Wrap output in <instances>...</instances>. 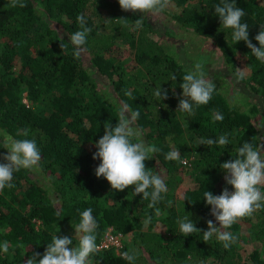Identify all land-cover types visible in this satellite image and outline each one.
Here are the masks:
<instances>
[{
	"label": "trees",
	"instance_id": "1",
	"mask_svg": "<svg viewBox=\"0 0 264 264\" xmlns=\"http://www.w3.org/2000/svg\"><path fill=\"white\" fill-rule=\"evenodd\" d=\"M24 2L26 7L19 8L9 7V0H0V157L7 153L5 145L10 138H27L35 139L41 161L35 171L15 172L14 187L0 191V244L9 243L7 253L0 251V264H25L34 252L42 258L56 234L72 238L70 247H74L77 242L67 225L76 227L80 213L87 208L93 209L98 223L97 244L109 227L122 234L134 233L136 259L132 264H264V209L226 229L237 238L229 249L215 237L205 242L202 232L184 236L177 223L190 214L198 229L207 230V220L215 219L203 193L207 190L219 195L224 187L233 191L226 185L220 165L235 158L246 141L264 144V108L259 106L264 101V62L255 59L245 42L234 44L232 30L225 29L214 12L221 0L170 2L178 8L173 17L181 27L221 49L218 51L231 71L223 76L234 85L239 83V92L256 102L249 109L234 105L213 79L216 91L212 99L191 115L177 112V106L183 75L196 61L184 57L180 50H167L162 34L158 38L152 35L161 30L147 18L137 30L117 21L123 17L134 23L143 13L122 11L118 0ZM235 3L245 10L241 22L248 24L249 39L259 47L254 38L264 25V0ZM163 13H168L167 9ZM78 15L86 18L91 32L77 57L68 36L79 30ZM109 32L122 37L133 50L135 64L131 69L127 59L114 55V42L103 45L104 36L114 38ZM240 59L249 65L243 79H238L236 69ZM205 71L209 79L221 76L211 69ZM100 75L111 82L109 95L100 88ZM159 87L167 89L168 99L161 101L154 95ZM126 91L131 95H125ZM125 103L140 113L135 127L142 130L141 138L160 149L145 165L146 170L159 174L168 188L156 206L161 212L171 210L163 219L167 237L149 230L156 216V209L147 207L150 200H143L142 194L128 198L111 189L103 177L95 176L100 161L92 159L97 150L94 145L103 136L106 121L116 125ZM213 110L224 116L223 121L212 118ZM23 129L29 130L28 137L18 135ZM225 133H234L229 135L228 145L199 143L201 138L216 139ZM174 149L180 151V160H167L166 154ZM184 168L195 186L183 190L184 206L178 211L175 204ZM147 215L152 220L146 230ZM243 223H249L263 252L256 248L247 257L242 255ZM125 251L131 252L124 244ZM121 253L112 247L98 250L90 259L92 264H129Z\"/></svg>",
	"mask_w": 264,
	"mask_h": 264
},
{
	"label": "clouds",
	"instance_id": "2",
	"mask_svg": "<svg viewBox=\"0 0 264 264\" xmlns=\"http://www.w3.org/2000/svg\"><path fill=\"white\" fill-rule=\"evenodd\" d=\"M122 11L133 13H143V17L130 23L125 18L117 21L125 26L131 25L133 30L141 29L144 26L145 14L157 16L165 12L169 7L170 0H118ZM9 7L24 8V0H9ZM215 15L220 19L221 25L225 29L232 30V41L235 43L243 41L246 47L250 49L251 54L256 60L264 62V25L260 27L259 33L255 36V41L259 47L249 39V26L242 23V17L245 16V10L238 7L235 0H221L214 7ZM111 21V20H107ZM79 30L68 36L69 43L73 46V54L79 56L83 51V46L87 43V37L91 28L87 26L86 18L83 15L77 16ZM61 49L64 45H60ZM216 50H221L217 48ZM205 61L198 60L190 70L183 75L180 88L181 97H178L177 112L191 115L196 107L207 105L214 92L216 84L207 78L205 71ZM236 68L238 79H243L245 70ZM171 79L175 80L173 75ZM125 95H131L126 91ZM154 95L161 101L168 99L167 89L156 88ZM139 111H132L128 104H122L118 113V120L113 127L108 121L104 123V134L95 143L97 149L92 159L99 160V165L95 168V176L99 179L103 177L115 191H124L130 186H134L132 196L141 195L143 200H150L149 209H156L159 214L160 209L156 206L164 200L162 194L167 193L168 188L163 178L156 173L146 170L145 162L152 159L153 154L160 151L158 147L146 143L142 137V130L135 127V121L139 118ZM212 118L215 121H223L224 116L216 110H213ZM23 137L29 136V130L23 129L18 132ZM229 135L234 133H225L216 139L201 138L200 145L225 146L230 143ZM7 153L0 157L4 162L0 163V191L6 187H14L12 181L14 173L21 169L32 170L36 168L41 161V152L35 139H11L10 143L5 145ZM165 158L169 161L180 160V151L172 150L168 152ZM183 163L184 161L181 160ZM224 172L226 185L231 186L233 191L224 187L219 195H213L210 191L203 193L206 206H210V215L213 220H207V230L198 229L196 224L185 215L177 220L179 231L184 236L193 233H203V240L215 237L222 242L225 249H229L236 242V236L226 231L237 223L240 219L250 217L257 210L264 209V144L254 145L251 141H246L237 149V156L220 165ZM150 190V191H149ZM172 202L168 201V207ZM93 209L87 208L80 213L79 223L76 225L75 237L78 243L74 247L73 239L68 236L52 237L51 243L42 255L38 252L31 254L25 264H92L90 257L99 249L96 230L98 223L93 216ZM152 216L147 215L144 224L151 223ZM219 225V226H217ZM23 247L22 244L18 245ZM9 243L4 241L0 244V251L7 253ZM121 258L129 261V264L135 261L134 252H122Z\"/></svg>",
	"mask_w": 264,
	"mask_h": 264
},
{
	"label": "rangeland",
	"instance_id": "3",
	"mask_svg": "<svg viewBox=\"0 0 264 264\" xmlns=\"http://www.w3.org/2000/svg\"><path fill=\"white\" fill-rule=\"evenodd\" d=\"M168 13H162L157 16H150L148 14H145V18L147 20H150L155 29L161 30L160 33L152 34L154 38H158L160 34H162V44L166 47L167 50L170 51H176L180 50L184 57H188L190 59L195 60L196 62L198 60L205 61V69H211L213 71H216V73L221 74L220 77H215L212 75L210 78L211 80L216 79L215 83L217 84L219 90L225 94V96L228 98L230 102H232L234 105H239L242 108L249 109L252 106V103L256 102L254 100H249L246 98L243 94H241L239 91H241V88L239 87V83L237 85H234L233 82H231L230 79L223 76L226 73H231V71H228V66L225 64L221 54L219 53L217 48H215L211 43L208 41L202 39L198 35H196L194 32H192L189 29H185L181 27L179 22L175 20L173 17V14L178 13L177 6L170 2L169 7L167 8ZM107 32V31H105ZM110 33V32H109ZM107 33H105L106 35ZM114 35L113 39H110L109 37L105 38L103 37L102 43L103 45L106 44H112L114 42L116 46V49H114V55L116 57H124V59H127L129 68L131 69L135 62L133 60V50L129 47V45L126 44V41L120 37L116 36L113 33H110V36ZM107 36H109L107 34ZM111 40H113L111 42ZM183 57V58H184ZM238 67L240 69H243L244 67H247L245 70V74L248 75L249 73V65L248 63L241 61V59L238 61ZM98 83L100 85L101 90H104L106 94L109 95V90L111 88L110 86V80L105 76H98ZM262 104L264 108V101L259 104L260 108L262 109ZM182 120H185L181 116ZM258 122L261 121L260 115L257 116L256 119ZM36 168H34L35 171ZM183 173V182L180 185L177 201H176V208L178 211L183 210V201L181 199V196L183 194V190L186 188H191L195 186V183L193 182L192 178L189 176L188 172L185 171ZM134 191L133 187H129L125 189L123 194L128 198H135L136 196H132V192ZM170 208H167L165 211H159V214L156 212V216L154 219V226L149 229V226L146 225V230L149 229L151 232L160 233L164 236H169V233L167 231L166 224L164 223L163 219L170 213ZM67 229L69 234H71L76 242L78 243V238L75 237V227L68 224ZM133 237L134 233H129L124 235L123 242L125 246L129 248L131 252L134 251V244H133ZM241 240L239 243L240 252L244 257H247L254 249L258 248L263 252V245L261 242H259L255 236L252 233V230L249 228V223H243L242 230H241ZM76 243V244H77ZM264 256V255H263Z\"/></svg>",
	"mask_w": 264,
	"mask_h": 264
},
{
	"label": "built area",
	"instance_id": "4",
	"mask_svg": "<svg viewBox=\"0 0 264 264\" xmlns=\"http://www.w3.org/2000/svg\"><path fill=\"white\" fill-rule=\"evenodd\" d=\"M25 101L27 102V100ZM183 163L187 164V161L184 160ZM124 235L125 234L116 231L113 227H109L107 232L102 237L101 242L98 244V250L109 249L113 247L118 253H121L124 248Z\"/></svg>",
	"mask_w": 264,
	"mask_h": 264
}]
</instances>
